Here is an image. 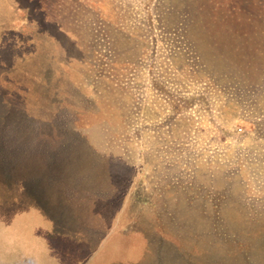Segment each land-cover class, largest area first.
Returning <instances> with one entry per match:
<instances>
[{
  "label": "rangeland",
  "instance_id": "1",
  "mask_svg": "<svg viewBox=\"0 0 264 264\" xmlns=\"http://www.w3.org/2000/svg\"><path fill=\"white\" fill-rule=\"evenodd\" d=\"M213 197L264 221V0H0V264H135Z\"/></svg>",
  "mask_w": 264,
  "mask_h": 264
},
{
  "label": "trees",
  "instance_id": "2",
  "mask_svg": "<svg viewBox=\"0 0 264 264\" xmlns=\"http://www.w3.org/2000/svg\"><path fill=\"white\" fill-rule=\"evenodd\" d=\"M207 198H211L209 194ZM211 200H213V204H211L210 213L206 212L205 209L195 212L194 209L186 206L183 207V215L175 214L168 218L159 215L157 225L158 242H161V245L163 244L162 246L166 244L168 248L166 250L162 248L154 250L141 243L140 248L136 249L137 256L135 255V258L131 256L130 259H133L131 261H134L135 264H192V259L197 260L198 256L199 258L200 256L206 257V255L209 254L208 252H210V250L208 247L204 245L200 246L199 242L202 240L205 245H214L212 242L214 239L211 237L212 233H217V236L223 237V239H218L220 241L218 250L221 249V252L218 254L226 252L227 255L234 256L236 253L235 250L246 248L250 246V244L251 246L258 244V242L256 243V241L259 240L257 236L264 230V221L260 222L258 219H250L241 222L235 218V216L229 215L233 217L232 221L228 215L222 212L219 199L213 197ZM238 203L237 201L236 204ZM236 221L240 223H237L232 230L230 225ZM168 226L174 227L175 230L170 231ZM210 238H212V240ZM107 253L108 251L101 256L102 259ZM117 253L118 252H116L115 256L111 257L110 262L104 264L115 262ZM124 257L126 258V255ZM169 261L172 262L168 263ZM124 264H127V262L125 261ZM128 264H131V262H128ZM201 264L208 263L201 262Z\"/></svg>",
  "mask_w": 264,
  "mask_h": 264
}]
</instances>
